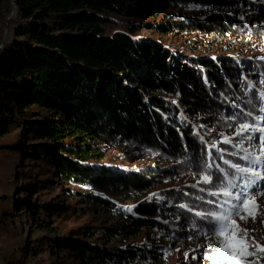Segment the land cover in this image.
I'll return each mask as SVG.
<instances>
[{
    "label": "trees",
    "instance_id": "obj_1",
    "mask_svg": "<svg viewBox=\"0 0 264 264\" xmlns=\"http://www.w3.org/2000/svg\"><path fill=\"white\" fill-rule=\"evenodd\" d=\"M7 1L0 0V20ZM253 1L15 0L13 39L0 51V139L22 127L29 143L19 149L26 158L47 162L66 181L101 191L89 197L124 221L120 229L102 228L97 234L108 242L137 237L154 225L162 206L143 201L131 210L103 192L122 188L129 200L162 180L102 162L107 143L157 145L181 156L195 172L211 165L207 173L213 180L226 178L237 164L230 156L235 143L223 142L217 151L207 145L216 138L206 129L228 132L226 122L255 124L262 102L259 81L264 83V60L240 59L214 44L174 48L135 34L147 28L137 20L158 17L176 5L199 4L220 11L192 20L193 31L219 37L252 29L254 34L238 14L254 4L253 19L263 20L264 5ZM121 23L128 29L107 32V26ZM154 27L160 33L175 30L168 21ZM33 107L48 113L24 119ZM194 192L181 191L186 201ZM31 206L34 213L44 207L51 215L66 208L60 200ZM3 214L8 218L9 210ZM56 243L81 264H123L146 256L139 246L109 248L74 236ZM5 264L21 263L9 259Z\"/></svg>",
    "mask_w": 264,
    "mask_h": 264
},
{
    "label": "rangeland",
    "instance_id": "obj_2",
    "mask_svg": "<svg viewBox=\"0 0 264 264\" xmlns=\"http://www.w3.org/2000/svg\"><path fill=\"white\" fill-rule=\"evenodd\" d=\"M258 2L264 5V1ZM249 6L251 10L243 8L240 13L237 9L233 11L238 13L240 18L247 20L244 22L253 28L254 34L250 33L252 29L240 31L237 35L219 37L193 31L189 27L192 20H203L209 12L214 15L220 11L199 4L176 5L158 17L137 20L146 22L147 28L134 33L165 41L174 48L190 46L193 42L205 46L214 44L216 49H226L240 59L255 58L256 62H260L264 60V19H253L254 9L257 7L254 4ZM12 8L11 0H8L0 20V43L5 36L6 26L9 27L6 42L13 39L17 13L7 23ZM165 21L172 23L175 30L169 33L158 32L154 26L158 23L165 24ZM127 29L122 23L107 26L108 33ZM37 112H40V116L48 113L44 109L33 107L24 119L35 118L34 114ZM226 124L231 127L228 132L225 129L215 131L211 127L206 129L216 138L208 143V146L218 147L225 142V137H229L235 143L230 156H234L235 163L241 167H247L248 161L242 159L244 150L247 149L253 156H259L261 133H252L256 139L250 144L249 141L234 135L238 126H231L228 122ZM256 126L264 128V119H260ZM21 143H29L22 127L15 128L0 139V264H5L9 259L18 260L21 264H81L69 255V251L61 250L56 243L58 239L69 236L105 244L109 248L128 245L146 250V256L123 264H212L207 257L211 255L210 246L215 244L218 237L209 230L208 222L213 219L209 213L220 211V206L230 199L223 196V187H227L230 182L243 187L249 176L248 173H236L233 169L232 174L236 175L222 181L223 183L220 176L210 183H205L202 176L208 174L207 172H195L196 167L187 166L181 156L173 155L160 146L136 140L123 143L110 140L104 149L106 157L102 162L124 171L153 174L162 182L129 200L124 199L123 196L129 193L122 188L103 193L131 210L135 203L143 201L154 202L163 209L154 217V225L142 228L137 237L115 238L108 242L102 233L96 232L102 228L120 229L124 221L116 212L104 209L89 197V194L101 191L66 181L58 176L47 162L26 158L25 153L19 149ZM256 171L264 175V165L257 166ZM260 189H264V180L260 181ZM260 189H256L253 196L249 197L250 200L255 199L259 205L255 223L251 217L247 220H240L239 217L233 219L237 220L242 229L254 228V231H249V238L255 237L260 245H264V194ZM182 190L195 192L190 194L189 201H186L183 196L188 191L182 194ZM236 191H239V188ZM59 200L66 207L59 214L51 215L44 207L34 213L31 206H46ZM228 207L229 205L224 204L225 209ZM5 210H9L8 218L3 214ZM246 215L245 211L240 213V216ZM254 248L255 245L250 250ZM246 259H258L259 264H264V253L257 257L248 256Z\"/></svg>",
    "mask_w": 264,
    "mask_h": 264
},
{
    "label": "snow or ice",
    "instance_id": "obj_3",
    "mask_svg": "<svg viewBox=\"0 0 264 264\" xmlns=\"http://www.w3.org/2000/svg\"><path fill=\"white\" fill-rule=\"evenodd\" d=\"M241 19H243V17H241ZM261 112H264V107L261 108ZM247 115L251 116V113ZM256 119H264V116ZM254 132L261 133L259 137L260 155L253 156L252 153L245 149V155L242 159L248 161V166L241 167L240 164L231 165V167L236 170V173L249 174L246 183L243 187H240L230 182L227 187H223V196L230 198L226 200L224 204L229 205V207L225 209L224 204H222L220 206V211L209 213V215L213 217V219L208 222L209 230L218 237L215 244L210 246L209 250L211 255L207 257L212 261V264H259L258 259L248 260L246 257H257L260 253H264V245H260L255 240V237L249 238L248 233L249 231H254V228L242 229L237 223V220L233 219V217H239L240 220H247L251 217L253 223H255L256 209L259 207L256 200H250L249 197L253 196V192L256 189H260V181L264 180V175L256 171L257 166L264 165V159H262V157H264V128L257 127L253 123L241 122L236 128L234 135L249 141L251 144V142L256 139V137L252 135ZM201 139H203V137H201ZM225 142L231 143V139L225 137ZM213 147H215V145H213ZM226 163L228 162L226 161ZM210 168L211 165H208L205 168V172ZM220 171L224 170L221 169ZM236 173L233 175L235 176ZM202 179L205 183H210L213 181V176L206 174L202 176ZM237 188H239V191H236ZM260 190L262 194H264V189ZM242 211H245L247 215L240 216ZM198 215L203 216L204 214L198 213ZM253 245H255V248L250 250Z\"/></svg>",
    "mask_w": 264,
    "mask_h": 264
},
{
    "label": "water",
    "instance_id": "obj_4",
    "mask_svg": "<svg viewBox=\"0 0 264 264\" xmlns=\"http://www.w3.org/2000/svg\"><path fill=\"white\" fill-rule=\"evenodd\" d=\"M11 3L13 5V8H12L11 14L8 17L7 23H9V20H11L15 16V14L17 13V5H16L15 0H11ZM8 30H9V27L6 26L5 36L3 37V39H2V41L0 43V51L3 49V47H4L5 43H6V34L8 33Z\"/></svg>",
    "mask_w": 264,
    "mask_h": 264
}]
</instances>
